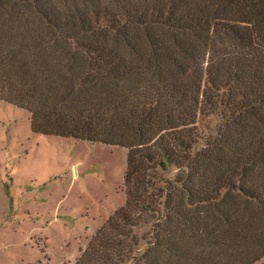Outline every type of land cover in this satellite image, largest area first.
<instances>
[{
  "label": "trees",
  "instance_id": "16d2710c",
  "mask_svg": "<svg viewBox=\"0 0 264 264\" xmlns=\"http://www.w3.org/2000/svg\"><path fill=\"white\" fill-rule=\"evenodd\" d=\"M0 101L127 149L74 264H264V0H0Z\"/></svg>",
  "mask_w": 264,
  "mask_h": 264
},
{
  "label": "rangeland",
  "instance_id": "374dc122",
  "mask_svg": "<svg viewBox=\"0 0 264 264\" xmlns=\"http://www.w3.org/2000/svg\"><path fill=\"white\" fill-rule=\"evenodd\" d=\"M126 158L121 146L35 133L27 110L0 101V264H74L125 202Z\"/></svg>",
  "mask_w": 264,
  "mask_h": 264
}]
</instances>
